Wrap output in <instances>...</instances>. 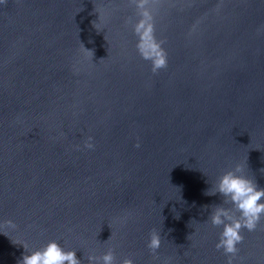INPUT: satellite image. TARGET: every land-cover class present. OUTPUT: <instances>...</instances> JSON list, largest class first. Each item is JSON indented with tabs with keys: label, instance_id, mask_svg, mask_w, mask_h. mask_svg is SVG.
<instances>
[{
	"label": "water",
	"instance_id": "95a60500",
	"mask_svg": "<svg viewBox=\"0 0 264 264\" xmlns=\"http://www.w3.org/2000/svg\"><path fill=\"white\" fill-rule=\"evenodd\" d=\"M152 7L155 74L129 0H0V264L49 240L81 264H226L204 193L236 164L264 188V0ZM241 235L233 264H264V217Z\"/></svg>",
	"mask_w": 264,
	"mask_h": 264
},
{
	"label": "clouds",
	"instance_id": "9594fccd",
	"mask_svg": "<svg viewBox=\"0 0 264 264\" xmlns=\"http://www.w3.org/2000/svg\"><path fill=\"white\" fill-rule=\"evenodd\" d=\"M129 3L135 7L137 15L135 21L131 18L127 21L137 38L136 50L143 60L150 62L151 71L155 74L167 67V53L162 47V41L155 35L152 5L156 0H129ZM83 48L90 51L84 46ZM87 146L92 147L90 144ZM217 193L221 195L222 203L211 206L207 221L215 227H221L215 248L223 251L226 264H233V257L238 252L237 245L243 241L241 230L254 231L261 217H264V188L258 187L255 180L245 174L243 165L236 164L218 177L214 190L209 188L204 194L211 196ZM7 224L15 227L11 220ZM22 246L25 252L18 264H81L75 249H65L55 240H49L31 251ZM146 246L155 254L160 247V234L155 230L150 231ZM86 259L88 264H116V257L111 249L99 256L89 254ZM120 264H133V260L124 258Z\"/></svg>",
	"mask_w": 264,
	"mask_h": 264
}]
</instances>
